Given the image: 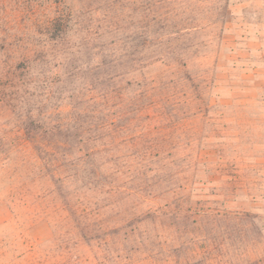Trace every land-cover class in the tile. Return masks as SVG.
Masks as SVG:
<instances>
[{"label": "rangeland", "instance_id": "rangeland-1", "mask_svg": "<svg viewBox=\"0 0 264 264\" xmlns=\"http://www.w3.org/2000/svg\"><path fill=\"white\" fill-rule=\"evenodd\" d=\"M156 1L0 0V45L39 43L63 12L74 43L93 29L101 33L96 45L135 46L143 4ZM157 10L166 19L155 29H169L148 54L157 62L125 77L124 85L136 82L127 93L138 109L122 107L120 153L135 158L133 171L139 156L158 154L148 168L157 174L169 162L176 188L147 199L136 178L124 176L105 219L115 228L125 213L168 211L142 228L173 250L169 264H199L202 255L206 264H264V0H165ZM129 52L140 58L135 47ZM20 114L0 103V264H152L124 239L122 257L107 259L76 223L64 225L59 193Z\"/></svg>", "mask_w": 264, "mask_h": 264}, {"label": "trees", "instance_id": "trees-1", "mask_svg": "<svg viewBox=\"0 0 264 264\" xmlns=\"http://www.w3.org/2000/svg\"><path fill=\"white\" fill-rule=\"evenodd\" d=\"M163 3L165 0L143 4L142 31L135 36V46L96 45L101 33L95 36L93 29L74 43L69 35L71 17L63 12L47 22L39 33L43 38L39 43L0 45V103L21 113L22 129L59 193L67 214L64 225L69 219L76 223L79 237L87 244L98 242L110 260L122 257L125 248L119 242L123 239L130 242V251L141 252L152 264H169L173 252L167 243L158 242L157 235L142 228L145 222L154 223L157 217L169 215L168 211L160 215L147 210L133 218V213H125L114 220L120 222L115 228L105 219L124 176L136 178L140 183L137 191L147 199L155 194L158 198L167 196L176 188L177 173L169 168V162L157 168V174L148 168L156 163L158 154L139 156L135 162L138 168L133 171L130 163L135 158L120 153L127 144L121 136L128 129L120 124L126 117L122 107L129 103L134 106L132 111L138 109L136 98L127 93L136 82L124 85V80L157 62L148 56L155 48L159 51L166 40L159 31L166 32L169 26L155 29L166 19L157 10ZM133 47L140 58L132 59L129 51ZM115 107L119 110L114 116L111 111ZM188 220L187 215L182 217V221ZM198 263L206 264L207 258L202 255Z\"/></svg>", "mask_w": 264, "mask_h": 264}]
</instances>
